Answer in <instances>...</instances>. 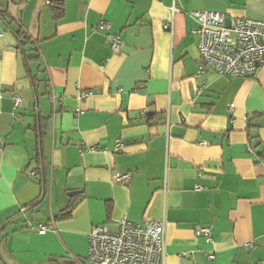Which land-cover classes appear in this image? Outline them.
I'll return each instance as SVG.
<instances>
[{
    "label": "crops",
    "instance_id": "crops-1",
    "mask_svg": "<svg viewBox=\"0 0 264 264\" xmlns=\"http://www.w3.org/2000/svg\"><path fill=\"white\" fill-rule=\"evenodd\" d=\"M50 1L0 0V264H88L93 226L123 218L164 223L165 264H264V68L218 75L191 16L264 20V0H62L58 16ZM42 148L44 196L29 174ZM196 225L212 227L213 244Z\"/></svg>",
    "mask_w": 264,
    "mask_h": 264
},
{
    "label": "built area",
    "instance_id": "built-area-1",
    "mask_svg": "<svg viewBox=\"0 0 264 264\" xmlns=\"http://www.w3.org/2000/svg\"><path fill=\"white\" fill-rule=\"evenodd\" d=\"M9 1V0H7ZM191 16L197 22L194 34L198 37V47L203 62L214 72L224 77L247 78L256 76L264 68V20L247 16L233 17L229 22L226 14L214 10H194ZM110 24L102 21L100 30L109 29ZM166 24L165 28L169 29ZM113 52L119 53L123 43L120 36H110ZM204 67H200L203 72ZM90 92H83V96ZM14 107L22 102L19 94L14 95ZM233 108V105L230 106ZM83 146V144H81ZM124 143L117 141L115 149L119 150ZM88 150L96 151L92 146ZM33 179L38 178V171H30ZM132 173L117 171L114 181L117 184H128ZM196 190L206 189L200 184ZM49 224L41 223L38 232L44 234ZM195 234L204 239L206 244L214 243L211 226L196 225ZM209 260L215 257L214 251H208ZM88 264H165L164 223L147 220L136 223L123 218L115 231H109L101 224L94 225L89 235V249L86 257ZM85 261V262H86ZM76 258V264H84Z\"/></svg>",
    "mask_w": 264,
    "mask_h": 264
},
{
    "label": "trees",
    "instance_id": "trees-1",
    "mask_svg": "<svg viewBox=\"0 0 264 264\" xmlns=\"http://www.w3.org/2000/svg\"><path fill=\"white\" fill-rule=\"evenodd\" d=\"M51 3H54V8H55V12L56 15H60L63 12V1L62 0H51ZM5 17V16H4ZM18 39H20L21 41V45L25 48L26 52H29V45L32 44V41L30 39V37L23 31L18 30L16 32ZM33 56L28 55V59H32ZM153 117V115H148L147 116V120H150ZM45 119L42 116H39V119L37 120V122L35 123V125L32 126L33 130L36 132L38 138L40 139V141H42L45 137V133L47 130V124L45 123ZM256 137H252V140L255 139ZM43 142V141H42ZM43 146V144H42ZM43 150V148H42ZM44 150L41 152V150L39 149L36 155V160H37V170H38V179L40 181V183L43 186V192H42V196L46 195L47 190H48V181H47V174L45 171L46 168V157L44 155ZM42 153V155H41ZM259 155H261L264 158V153L259 152ZM44 169V171H43ZM41 196V197H42ZM39 200L34 202L33 204H30L29 209H33L35 207V205H39ZM75 204L70 205L69 207H67V209H65V211L63 212V214L65 216H69L71 215V212L74 208Z\"/></svg>",
    "mask_w": 264,
    "mask_h": 264
},
{
    "label": "water",
    "instance_id": "water-1",
    "mask_svg": "<svg viewBox=\"0 0 264 264\" xmlns=\"http://www.w3.org/2000/svg\"><path fill=\"white\" fill-rule=\"evenodd\" d=\"M50 92V89L48 90V93ZM43 199V198H42ZM42 201V200H41Z\"/></svg>",
    "mask_w": 264,
    "mask_h": 264
}]
</instances>
